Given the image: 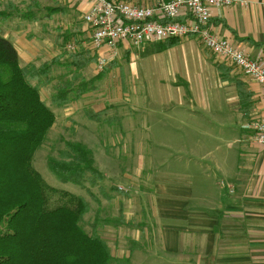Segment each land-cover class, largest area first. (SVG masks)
Wrapping results in <instances>:
<instances>
[{
    "label": "rangeland",
    "instance_id": "obj_1",
    "mask_svg": "<svg viewBox=\"0 0 264 264\" xmlns=\"http://www.w3.org/2000/svg\"><path fill=\"white\" fill-rule=\"evenodd\" d=\"M54 2L41 0L39 5ZM60 2L55 5L64 7ZM35 13L43 16L45 11L40 7ZM16 21L0 20V31L12 39L15 32L7 26ZM48 33L53 45L50 52H54L57 38L65 37L72 44L71 36H64L60 24ZM67 45L64 56L54 65V81L41 89V97L49 105L55 86L72 77L68 54L77 50L70 52ZM157 45L140 48L134 55L118 46L116 54H100L106 61L103 67L93 51L97 60L86 68L84 78L89 82L103 75L95 83L96 90L68 110L53 109L56 122L32 163L45 184L49 209L72 206L75 196L89 203L82 227L106 241L114 264H160L161 257L147 253L154 233L145 232V228L156 223L149 196L153 184L161 174H192L190 167L201 161L211 166L213 179L221 188L224 179L216 172L217 165L236 137L235 130L226 127L227 114L218 110L224 102L223 86L202 48L184 42L174 49L154 53ZM88 51L92 54V50ZM52 56L37 58V66L51 63ZM108 64L114 66L105 73ZM175 82L183 87L175 86ZM185 82L194 101L185 90ZM92 109H105L106 118L116 121H90L85 114ZM69 142L82 143L92 150L95 165L103 175L100 185L91 187L88 183L81 188L63 183L50 171L48 159L59 157Z\"/></svg>",
    "mask_w": 264,
    "mask_h": 264
},
{
    "label": "crops",
    "instance_id": "obj_2",
    "mask_svg": "<svg viewBox=\"0 0 264 264\" xmlns=\"http://www.w3.org/2000/svg\"><path fill=\"white\" fill-rule=\"evenodd\" d=\"M42 1L48 4L52 0ZM124 1L144 7L152 6L159 0ZM234 1L236 4L231 7L213 10L211 30L218 38L233 42L252 56L261 55L264 61V0ZM242 1L246 5H241ZM40 2L0 0V11L8 15L0 20H17L16 24L7 26L15 32L12 39L1 31L18 50L22 66L37 65V58L45 55H53L54 59L64 56V48L71 44L65 37L61 40L57 38L54 52H50L53 45L48 32L59 24L66 33L64 36H71L77 49L92 50L91 55H95L92 29L83 20L88 5L70 6L55 0L53 5L41 6ZM56 2L64 7H58ZM40 7L45 11L43 16L35 13V9ZM184 42L199 45L210 66L218 72L224 94V102L218 110L227 114L225 118L229 123L226 127L233 132L235 130L236 137L232 142L234 145H230L225 154L222 153V163L217 165L216 172L219 171L224 179L220 183L221 188L213 179L211 166L201 161H195L190 167L192 174H161L156 179L149 195L156 223L145 228V232L154 233L147 253L161 257L160 264H264V147L257 145L252 132L244 128L247 122L264 114V90L241 70L229 66L226 67L231 70L233 81H224L218 68L221 64L195 37L184 38L171 49ZM149 45L154 46L148 44L142 48L147 49ZM123 49L129 55L140 52L132 48ZM156 51L154 53H160ZM108 52L107 48H103L99 54ZM237 82L242 83L251 94V107L247 113L241 105ZM185 83L187 88H184L192 99L194 96L189 84ZM173 84L183 87L176 82ZM76 104L71 103L60 110H68ZM91 111L103 113V121H116V118H106L105 109ZM85 117L89 119L86 114Z\"/></svg>",
    "mask_w": 264,
    "mask_h": 264
},
{
    "label": "trees",
    "instance_id": "obj_3",
    "mask_svg": "<svg viewBox=\"0 0 264 264\" xmlns=\"http://www.w3.org/2000/svg\"><path fill=\"white\" fill-rule=\"evenodd\" d=\"M8 15L0 12V18ZM181 39L159 43L158 52L171 49ZM73 70L70 81L55 86L51 104L41 97V89L54 81L53 69L61 57L40 66L21 65L18 50L0 31V264H114L110 248L97 234L82 227L89 203L73 197L75 204L48 208L46 187L32 166L35 153L46 142L56 122L53 108L64 109L96 90L95 83L84 78L86 68L96 57L81 48L68 54ZM104 68L110 71L114 64ZM224 81L231 70L218 67ZM241 105L247 113L251 107L249 94L237 82ZM87 117L103 121V113L87 111ZM53 175L63 183L81 188L96 187L103 181L95 165L93 152L79 142H69L59 157L49 158Z\"/></svg>",
    "mask_w": 264,
    "mask_h": 264
},
{
    "label": "built area",
    "instance_id": "obj_4",
    "mask_svg": "<svg viewBox=\"0 0 264 264\" xmlns=\"http://www.w3.org/2000/svg\"><path fill=\"white\" fill-rule=\"evenodd\" d=\"M70 6L88 5L83 16L92 29V49L99 63L106 64L100 51L116 54L118 46L139 50L148 44L171 39L197 38L211 51L219 64L241 70L264 90V61L233 42L218 38L210 27L213 10L231 7L234 0H159L152 6H136L124 0H60ZM246 5L245 1L240 2ZM77 49L74 44L67 50ZM254 142L264 147V114L244 125Z\"/></svg>",
    "mask_w": 264,
    "mask_h": 264
}]
</instances>
